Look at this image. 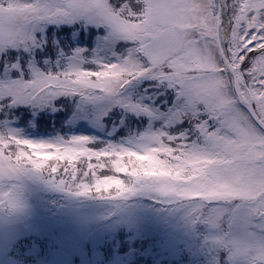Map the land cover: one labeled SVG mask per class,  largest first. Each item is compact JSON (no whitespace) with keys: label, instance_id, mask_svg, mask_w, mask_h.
<instances>
[{"label":"snow or ice","instance_id":"snow-or-ice-1","mask_svg":"<svg viewBox=\"0 0 264 264\" xmlns=\"http://www.w3.org/2000/svg\"><path fill=\"white\" fill-rule=\"evenodd\" d=\"M65 229L81 264H264V0H0V264Z\"/></svg>","mask_w":264,"mask_h":264},{"label":"rangeland","instance_id":"rangeland-1","mask_svg":"<svg viewBox=\"0 0 264 264\" xmlns=\"http://www.w3.org/2000/svg\"><path fill=\"white\" fill-rule=\"evenodd\" d=\"M87 240V237L76 235L71 233L69 230L65 229L58 238L57 236H51L49 237H41L38 244H41L43 248L40 250L42 252H46V255L54 261L55 258L60 254L56 250V245L59 244L67 253L69 258L72 261V264L75 262V257L80 256L81 262L83 258L85 257L86 253L84 250V243ZM97 243L103 244V240L96 241L93 239L92 241V249L94 255H101V252H96ZM26 247V246H25ZM3 253L5 256H17L20 254V249L16 248L14 249L11 244L6 246L3 249ZM80 262V264H81ZM14 264H17V262H14Z\"/></svg>","mask_w":264,"mask_h":264},{"label":"trees","instance_id":"trees-1","mask_svg":"<svg viewBox=\"0 0 264 264\" xmlns=\"http://www.w3.org/2000/svg\"><path fill=\"white\" fill-rule=\"evenodd\" d=\"M34 134H43V133H42V131H41L40 133H34ZM109 174H111V173H109ZM38 246H39V250H41V249L43 248V246H42L41 244H38ZM25 254H26V255H30V253H25ZM146 259L149 260V264H150V259H149V258H146ZM40 260H41V264H43V262H44L45 260L48 261L49 264H52V262H53L52 258L48 257V256L46 255V252H42V251H40ZM80 262H81V258H80V256H79V258H78V257H75V262H74V264H80Z\"/></svg>","mask_w":264,"mask_h":264}]
</instances>
